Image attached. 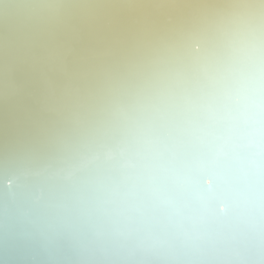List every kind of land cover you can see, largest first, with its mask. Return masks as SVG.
<instances>
[{
  "label": "snow or ice",
  "instance_id": "snow-or-ice-1",
  "mask_svg": "<svg viewBox=\"0 0 264 264\" xmlns=\"http://www.w3.org/2000/svg\"><path fill=\"white\" fill-rule=\"evenodd\" d=\"M58 7L16 0L0 39L62 24ZM79 7L87 23L48 52L50 99L83 125L47 189L74 241L58 264H264V0H160L135 19ZM22 187L15 160L0 166L5 200Z\"/></svg>",
  "mask_w": 264,
  "mask_h": 264
},
{
  "label": "bare ground",
  "instance_id": "bare-ground-1",
  "mask_svg": "<svg viewBox=\"0 0 264 264\" xmlns=\"http://www.w3.org/2000/svg\"><path fill=\"white\" fill-rule=\"evenodd\" d=\"M16 0H0V14ZM160 0H55L62 24L36 34L0 39V166L15 160L23 176L20 194L5 200L0 193V264H58L72 254L67 226L49 205L48 186L61 161L80 143L83 125L77 111L50 99L59 93V67L50 63L52 34L87 23L81 5L98 6L101 16L135 19ZM168 37L154 38L157 44ZM154 49L135 53L131 63H144ZM130 65L117 69L123 77ZM103 101L101 102V105ZM18 250L9 257L6 247Z\"/></svg>",
  "mask_w": 264,
  "mask_h": 264
}]
</instances>
